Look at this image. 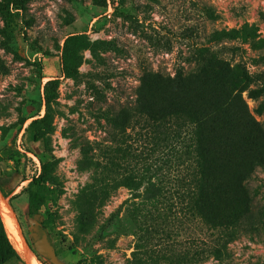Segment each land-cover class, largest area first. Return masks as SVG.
<instances>
[{
    "label": "rangeland",
    "instance_id": "374dc122",
    "mask_svg": "<svg viewBox=\"0 0 264 264\" xmlns=\"http://www.w3.org/2000/svg\"><path fill=\"white\" fill-rule=\"evenodd\" d=\"M72 34L86 45L67 77ZM206 49L226 61L202 64L213 80L168 89ZM169 95L194 112L228 99L202 131L214 177L203 208L167 191L170 130L150 110ZM40 156L54 165L30 212ZM0 176L49 264H264V0H0Z\"/></svg>",
    "mask_w": 264,
    "mask_h": 264
},
{
    "label": "trees",
    "instance_id": "16d2710c",
    "mask_svg": "<svg viewBox=\"0 0 264 264\" xmlns=\"http://www.w3.org/2000/svg\"><path fill=\"white\" fill-rule=\"evenodd\" d=\"M100 5L106 6L107 0H99ZM22 0H15L16 5H21ZM86 43L79 34H72L65 40L64 51L62 56V75L67 77H75L79 73L78 60L76 52L79 48H84ZM209 51V59L201 58L199 60V67L194 71L185 72L180 69L177 77H167L166 81L170 88H173L174 83L181 85L187 79L192 82H204L213 80L202 64L207 61L212 66L224 67L226 61L219 56L214 55V51ZM202 72V73H201ZM59 86V78H51L45 84L46 103L58 98L57 88ZM166 95V92H164ZM184 100L177 96L169 95L162 99L159 105H155L150 110L151 122L153 127L166 126L170 130L169 138V154H170V171L166 177V183L169 184L167 191L173 197L182 199L188 203L196 202L202 208L208 201L207 192L214 182V177L209 170L211 167V160L207 156L205 150L207 147V140L203 135V129L212 124L218 113L227 109L228 99L223 101H216L212 105L210 103L202 104L198 107V111L194 112L189 108L184 107ZM46 116L34 119L31 124L40 123ZM42 170L39 175H35L31 180L29 186L25 189L29 194V211L33 212L38 209L40 201L44 194L41 186L47 182L48 175L53 169L54 162L48 161L44 156H40ZM155 189L159 187L155 184ZM175 187V189H173ZM177 187V188H176ZM0 189L2 193L8 198L13 192L9 190L0 176ZM14 197V196H13ZM205 218V214H202ZM37 227L41 233L48 231L42 222L37 223ZM44 234V235H46ZM28 243L34 253L37 255L42 264H49L46 262L36 244L31 240V237L26 236ZM20 260L26 264L24 258L21 256L19 250L14 245L5 222L0 218V263L4 264L10 260ZM53 257H49L52 260Z\"/></svg>",
    "mask_w": 264,
    "mask_h": 264
},
{
    "label": "bare ground",
    "instance_id": "6f19581e",
    "mask_svg": "<svg viewBox=\"0 0 264 264\" xmlns=\"http://www.w3.org/2000/svg\"><path fill=\"white\" fill-rule=\"evenodd\" d=\"M0 208L5 214L6 220L9 222L10 227L16 239L23 245L26 252V259L29 264H42L37 255L31 249L25 236L23 235L22 228L18 222L15 211L9 203L8 198L2 193L0 189Z\"/></svg>",
    "mask_w": 264,
    "mask_h": 264
}]
</instances>
